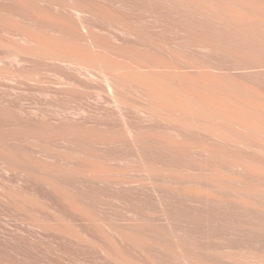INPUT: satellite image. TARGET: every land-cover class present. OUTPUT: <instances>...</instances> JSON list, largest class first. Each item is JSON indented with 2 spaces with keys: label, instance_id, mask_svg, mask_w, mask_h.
<instances>
[{
  "label": "bare ground",
  "instance_id": "1",
  "mask_svg": "<svg viewBox=\"0 0 264 264\" xmlns=\"http://www.w3.org/2000/svg\"><path fill=\"white\" fill-rule=\"evenodd\" d=\"M0 32L11 240L264 264V0H0Z\"/></svg>",
  "mask_w": 264,
  "mask_h": 264
},
{
  "label": "rangeland",
  "instance_id": "2",
  "mask_svg": "<svg viewBox=\"0 0 264 264\" xmlns=\"http://www.w3.org/2000/svg\"><path fill=\"white\" fill-rule=\"evenodd\" d=\"M4 37L5 35L0 32V38ZM0 51L3 52L2 50ZM43 86L44 84L39 85L40 88H47L46 86ZM35 87H30V89L34 88V90L31 89L33 95H30L32 92H30V94L29 92H27L28 95H26L25 92L29 89L27 90L24 86H19L16 91H13V93H15L16 96H21L23 98L25 97V99L28 98L27 100H29V98L30 100L34 98V100L37 101H47L46 98L41 97L36 93L35 90H38L39 88ZM35 95H38L37 98L35 97ZM12 133V129L1 128L0 130V135H11ZM9 146L10 148L13 147V145L11 144H9ZM18 222L19 221L17 220L15 214L0 202V264H28L29 261L38 262L39 260L42 261H40L41 264H67L66 260L60 258L55 254V252L51 251L54 246L50 245L49 243L42 242L39 244V247L32 248L26 241L16 242L15 240H11L13 230L18 229L19 227V229L22 228L21 230H26V227H24V225L21 226V223Z\"/></svg>",
  "mask_w": 264,
  "mask_h": 264
}]
</instances>
